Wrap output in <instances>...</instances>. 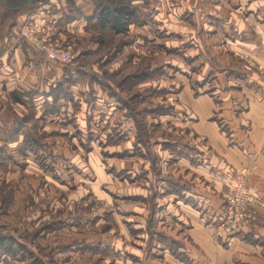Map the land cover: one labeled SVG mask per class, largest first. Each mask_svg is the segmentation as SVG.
Instances as JSON below:
<instances>
[{
  "label": "crops",
  "instance_id": "obj_1",
  "mask_svg": "<svg viewBox=\"0 0 264 264\" xmlns=\"http://www.w3.org/2000/svg\"><path fill=\"white\" fill-rule=\"evenodd\" d=\"M133 2L151 15L147 16L148 20L152 19L156 26L163 27L166 20L160 0ZM196 2L203 8L211 4L207 0ZM182 4L185 8L190 6L187 0ZM221 4L235 10L234 14L221 11L217 17L222 24L218 33L221 41L211 50L219 54V68L202 67L208 75L213 72L212 77L216 79L212 93L196 95L181 89L172 103V112L153 117V122L150 116L148 118V126L158 124L161 127L165 123L170 131L169 138H160L152 144L151 162L140 144L145 160L141 159L138 173L146 182L138 195L146 200L150 194L147 182L154 181L151 197L156 231L175 241L179 247L177 254L180 255L177 256L172 255L165 245L157 244L154 257L158 264H264V0H220L217 6L221 7ZM93 16L92 0H0V149L4 148L10 158L6 163L7 171L0 168V183L10 180L9 169L17 164V157H22L21 145L32 120L42 118L38 131L56 136L52 137V143L57 148H67L61 135H68L76 127L86 129L81 120L89 109L92 111L89 117L92 131H95L93 127L102 124L104 134L114 128L133 134L132 117L114 112L111 109L115 104L114 97H105L96 82L86 86L72 85L70 90L74 98L67 97L63 85L67 66L47 59L19 39L21 24L30 17L47 26L49 35L62 41H73L77 54H81L85 52L82 50L86 44L84 39L92 33L89 28L95 23ZM203 17L208 23L212 18L216 19L210 14ZM133 27L130 26L126 34L133 33L137 40L146 38V22L137 27L138 30ZM176 28L169 33L177 35L181 32L188 37L189 30ZM83 67L85 65L80 68ZM111 67L109 69L113 70ZM92 69L98 70V66L94 65ZM232 71L234 77L229 74ZM204 80L205 77L198 83H204ZM159 84L158 91L163 87L162 83ZM70 102L76 103L74 110ZM104 102H107L106 106ZM46 104H58L60 108L49 111L46 116ZM27 109L34 111V118H29L20 127L15 119L20 115L19 111L26 112ZM67 119L75 120L70 128ZM131 143L130 139L124 147L129 148ZM150 163H153L152 167ZM113 165L116 172L129 170L132 173L129 165L127 169L125 164ZM251 165H255V169L247 180V191L262 205L253 208L256 222L244 227L238 237L230 238L207 225L202 214H216L221 199L232 190L234 175ZM133 171L134 174L136 169ZM12 204L15 205L10 201ZM73 205L75 201L72 209ZM15 211L18 212L17 231H24L25 221L28 229L39 222V214L31 213L28 207L16 206ZM0 215L3 216L1 212ZM160 215L165 222L171 220L184 226V232L168 227ZM67 225L77 227L75 222H65ZM37 235L44 239L42 232ZM14 240L21 248L34 245L33 241L23 244L17 238Z\"/></svg>",
  "mask_w": 264,
  "mask_h": 264
},
{
  "label": "rangeland",
  "instance_id": "obj_2",
  "mask_svg": "<svg viewBox=\"0 0 264 264\" xmlns=\"http://www.w3.org/2000/svg\"><path fill=\"white\" fill-rule=\"evenodd\" d=\"M160 1L166 20L162 28L156 26L152 19L148 20L147 16L151 15L139 8L142 15L133 24V30H138L137 27L146 22V38L137 37V40L133 33L113 35L107 29L94 25L89 28L92 32L90 36L84 39L86 44L82 50L85 52L81 54H77L73 41L65 39L64 42L73 48V59L65 64L67 78L63 85L66 86V96L74 98L70 90L72 85L86 86L96 82L105 97H114L115 104L111 106L114 112L132 117L134 132L114 128L104 134L101 123L92 131L89 119L92 111L89 109L81 120L86 129L83 131L76 127L68 135H61L67 148H57L52 143V137L56 136L38 131L42 118L32 120L20 149H24L25 153H20L22 157H17V164L9 169L10 180L0 183V212L3 214L0 215V220H3L0 224H3L2 234L11 235L23 244L33 241L34 245L24 248L16 246L17 256L6 257L3 264H33L37 260L44 264H158L154 257L157 244L165 245L172 255H180L177 254L178 244L156 231L151 197L154 194V181L147 182L150 194L146 200L138 195L140 187L146 182L138 173L141 159L145 160L143 154L146 153L151 162L152 144L160 138L170 137L169 127L165 123L161 127L158 124L148 126V118L150 116L153 122V117L172 112V103L183 88L196 95L212 93L216 79L212 77L213 72L208 75V71L202 67L210 65L211 68H219V54L211 50L221 41L218 33L222 24L217 17L221 11L234 14L235 8L222 4L221 7L217 6L220 0H207L211 1L208 8L199 6L196 0H187L188 8L182 4L185 0ZM206 14L216 19L212 18L208 23L203 17ZM165 25L172 29L167 30ZM177 26L189 30L188 37L181 35V32L177 35L169 33ZM155 34L158 35L157 39ZM231 58L234 59V56ZM81 65H85V68H80ZM94 65L98 66V70L92 69ZM110 66L113 70L109 69ZM234 73L229 72L232 77ZM204 77V83H198ZM159 83L163 84L161 93L158 91ZM74 105L72 110L75 109ZM57 107L60 108L58 104H46V116ZM22 112L19 111L20 115L15 119L20 127L35 115L33 110ZM74 121L67 119L68 128L72 127ZM130 139V147L125 148V143ZM113 163L125 164L126 169L130 166L132 173L129 170L116 172ZM150 164L152 167L153 163ZM133 168L136 169L134 174ZM2 171L6 172L7 167ZM239 172L234 175L233 182ZM229 194L221 199L216 214H202L206 224L218 232L221 206ZM255 200L257 204L249 209L253 219L246 227L256 222L253 208L262 205ZM10 201L15 205H10ZM16 206L28 207L31 213H38L39 222L28 229L25 221L24 231H17ZM7 211L10 214L6 215ZM162 219L168 227L184 232V226ZM65 222H75L77 227L65 226ZM242 230L235 235H226L238 237ZM40 232L44 239H39L37 233ZM193 249L197 250L196 247ZM17 258L18 261H14Z\"/></svg>",
  "mask_w": 264,
  "mask_h": 264
},
{
  "label": "built area",
  "instance_id": "obj_3",
  "mask_svg": "<svg viewBox=\"0 0 264 264\" xmlns=\"http://www.w3.org/2000/svg\"><path fill=\"white\" fill-rule=\"evenodd\" d=\"M19 39L35 48L49 60L65 65L72 59V45L49 35L47 26L30 17L22 23ZM254 169L255 165L246 167L235 177L233 190L221 206L220 223L217 226L220 232L235 235L253 219L249 214V209L252 205L257 204V201L247 193L246 187L247 179Z\"/></svg>",
  "mask_w": 264,
  "mask_h": 264
},
{
  "label": "trees",
  "instance_id": "obj_4",
  "mask_svg": "<svg viewBox=\"0 0 264 264\" xmlns=\"http://www.w3.org/2000/svg\"><path fill=\"white\" fill-rule=\"evenodd\" d=\"M92 3L95 9L93 16L95 18L94 25L107 29L113 35L126 34L129 27L136 24L142 15L139 5L134 3L133 0H92ZM5 153L4 148L0 149L1 169H6V163L10 160ZM20 153H25L24 149ZM2 229L0 227V262H6L4 260L6 257L14 258L16 245L14 237L2 234ZM17 247L21 248V246ZM2 256L4 257L3 260H1ZM33 264L43 263L37 260Z\"/></svg>",
  "mask_w": 264,
  "mask_h": 264
}]
</instances>
